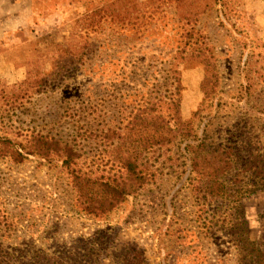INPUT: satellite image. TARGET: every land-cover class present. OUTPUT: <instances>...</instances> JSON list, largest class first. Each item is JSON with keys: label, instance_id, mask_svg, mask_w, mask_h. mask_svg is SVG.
<instances>
[{"label": "rangeland", "instance_id": "obj_1", "mask_svg": "<svg viewBox=\"0 0 264 264\" xmlns=\"http://www.w3.org/2000/svg\"><path fill=\"white\" fill-rule=\"evenodd\" d=\"M11 6L0 15V138L25 155L0 156V264H252V244L264 250V178L244 162L264 153V0ZM191 29L189 44L214 56L202 87L203 53H183ZM176 71L184 124L171 122L178 137L160 146ZM39 136L60 149L39 155ZM198 144L234 147L228 195L191 171ZM131 156L148 180L94 212L100 182L127 185Z\"/></svg>", "mask_w": 264, "mask_h": 264}, {"label": "trees", "instance_id": "obj_2", "mask_svg": "<svg viewBox=\"0 0 264 264\" xmlns=\"http://www.w3.org/2000/svg\"><path fill=\"white\" fill-rule=\"evenodd\" d=\"M214 3L219 2L220 0H213ZM195 31L194 29H191L189 32L186 33L187 39L185 40V46L187 48H183V53L190 52L191 55L195 56L196 54H202L203 58L205 59V75L203 77V80L201 82V87L203 83L208 82L211 78L215 77V72L211 70V68H215L214 63V56H207L205 54L206 51L203 50L202 44L198 45V42H193L189 44V40L194 37ZM206 71L209 73L211 72V75H206ZM174 84H173V91L169 94V104L172 108L170 112V116L168 119L166 117H163V115H158V124H157V143H159L160 146L168 145L171 141H174L178 137V131L174 130L172 126L170 125L171 122L173 123V126L180 130L181 125L184 124L183 120L180 116V103L181 99L179 97L180 90H181V82L178 78V72H174ZM142 115V114H141ZM143 118L141 119L144 122V128L146 130L150 129L151 125L149 126L147 123V120L149 118V115L145 114L142 115ZM138 117V116H137ZM166 118V120L164 119ZM187 136V134H185ZM245 132H240L236 136V140L238 143H241L244 145V141L246 140L247 136H245ZM147 138V137H146ZM145 138V139H146ZM38 141L42 144V147L39 150V155L41 156H48L50 154V151L59 150L60 148H57L55 146L56 144H59L58 141L49 139L47 137H38ZM144 141V140H143ZM11 143V140L8 138H0V156H11L14 160H20L24 157L25 153L21 152L20 150L16 151H9V144ZM192 144H189V147ZM241 147V146H240ZM197 148L199 150L195 152H191V156L189 157L190 160V166L191 171L196 173L199 177V182L201 179L203 180V183H206V190L209 189V193H220V196L222 195H228L229 191L227 188V185L224 184L221 180L224 178V176L232 169L233 167V153H234V147H222V146H215L211 149L204 150V147L202 144H198ZM62 150V149H61ZM65 151V163H72V160L74 158V150L69 145H63V150ZM41 152V153H40ZM28 153V152H27ZM13 155V156H12ZM244 170L246 172H250L254 177L258 178H264V153L256 151L255 149H252L246 160H245ZM126 173L128 176V183L126 186H115V184H110L107 181L106 182H100V191L101 195L96 202L97 206H93V211H104L112 208L115 203H117L119 200L123 199L125 196L130 195L136 190L137 188L141 187L149 178V173H145L144 170L141 171L137 164V159L133 156H131L127 163H126ZM90 180V179H89ZM98 181V180H97ZM94 181V182H97ZM215 187H218L220 190H217V192H213L212 189ZM87 210L88 207H85ZM249 253L251 255V263L252 264H264V250L258 245V243L252 244ZM131 263V262H130Z\"/></svg>", "mask_w": 264, "mask_h": 264}, {"label": "clouds", "instance_id": "obj_3", "mask_svg": "<svg viewBox=\"0 0 264 264\" xmlns=\"http://www.w3.org/2000/svg\"><path fill=\"white\" fill-rule=\"evenodd\" d=\"M6 3H9V0H0V15L5 14V12H7V14H11L13 11L16 10L15 6H11L7 9L4 8V5ZM19 3V0H17V4Z\"/></svg>", "mask_w": 264, "mask_h": 264}]
</instances>
